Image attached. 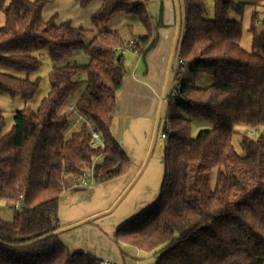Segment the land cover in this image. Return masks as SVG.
<instances>
[{"label":"trees","instance_id":"obj_1","mask_svg":"<svg viewBox=\"0 0 264 264\" xmlns=\"http://www.w3.org/2000/svg\"><path fill=\"white\" fill-rule=\"evenodd\" d=\"M78 1L87 7L94 0ZM49 2L0 0V95L31 99L39 89V79L30 78L40 69L37 52L47 50L52 62L38 108L17 110L7 132L0 108V201L13 211L11 220L0 218V264H101L61 240L60 196L77 188L93 163L97 183L128 172L131 160L112 132L124 52L147 56L158 40L146 0H101L93 29L58 23L56 14L45 19ZM183 4L178 65L188 66L193 78L176 77L171 91L160 192L116 230L114 240L154 253L155 264H264V27L257 30L254 14L247 51L240 44L241 22L229 17L230 8L242 4L215 0L213 18L203 15L204 0ZM123 12L139 18L144 35L130 26L126 41L107 27ZM81 54L86 63L79 62ZM209 72L212 82L199 86ZM77 97V110L98 129L104 148L89 144L86 124L65 135L73 118L64 107ZM192 118L211 126L193 136ZM215 167L214 186L204 193L202 177ZM122 253L132 262L134 256Z\"/></svg>","mask_w":264,"mask_h":264},{"label":"rangeland","instance_id":"obj_2","mask_svg":"<svg viewBox=\"0 0 264 264\" xmlns=\"http://www.w3.org/2000/svg\"><path fill=\"white\" fill-rule=\"evenodd\" d=\"M204 1L205 8L203 11V15L205 17L213 18L215 14V0ZM232 1L239 5L242 4V6L241 8L231 7L229 10V17L241 22L242 36L240 44L245 50L251 51L253 38V32L251 30V27L253 24L254 14H256L255 25L257 30L260 31L264 27L262 24L264 20V0ZM173 2L175 4L177 3L176 0H173ZM146 4L147 9L151 15L153 28L156 31V29H159V15H164V12L165 14H167V6L168 4L171 5V0H146ZM184 12L185 11L183 5H180V7H178L177 4L175 5L176 24L173 25L175 28L174 43L176 42V37H178V35H182L184 30ZM66 19L67 18H63L61 12L57 13L56 21L58 23L63 22ZM130 26L133 27V33L135 35H144L146 32L139 18L135 14L131 13L123 12L116 14L107 25V27L111 30H118L126 41H130L132 39ZM36 55L38 56L40 61V69L30 75V78L33 80L36 78L39 79V89L34 95V97L26 101L20 96L11 97L8 94L0 95V108L5 119V125L3 128L4 132L9 131L12 125L14 124V115L17 110L26 107H30L33 109L38 108L41 101L48 93L50 87L49 73L52 69V62L50 60L47 50L37 52ZM124 56L127 59V62L125 63V69L130 72L134 65L133 62L130 63L132 60L130 59V50H125ZM77 58L81 63H86L88 61V58L84 54L79 55ZM178 67V61H176V58H174L173 69L169 71L168 66L165 82L161 90V95H164L168 99V102L163 103L161 107L160 118H158L160 105L162 104V99L164 96L161 98L157 107L155 125L153 127V131L151 133L150 138H148V141L146 142V135L144 134V131H147L146 128L149 127L148 122H145L147 120L146 118L140 119V121L136 123V127H133V133L130 136L129 141V143H132L134 147V150H131V153H133V160L130 157L129 153L125 151L131 160V164L133 162L137 165L136 158L138 159L139 156L143 155L141 149L143 148V145H145V142L148 144V148L146 153L143 155L142 165L136 172L130 184H128V186L122 191V193L116 196L112 204H109V201L111 199L113 200L114 196L110 197L106 193L107 191H109V188L111 187L112 183H107L105 186L102 187L100 183L94 181L91 169H87V173L83 176V178L87 179L89 185H86L87 187H83L77 190L79 191V195L81 197L90 195L94 196L92 200L87 198L86 201L88 200V202L82 205L81 207H87L88 209H90L91 207L92 209L98 208V212L92 214V216L90 217V219L92 220L91 222H95L97 224H100V222H102V227L106 229L108 233L112 234V231L117 230L125 223L131 221L135 216L138 215H135L137 211L141 210L142 207H145L148 204L152 205L158 198L164 175V153L165 148L168 145L167 140L161 138V133L165 130L164 122L165 117L169 112L168 104L169 102H171L170 95L173 88L172 85L177 82L176 77L179 80L193 78V74L189 70L188 66L185 65L179 68ZM169 72L170 78L167 82ZM82 75L83 74H80L79 77H82ZM212 79L213 74L209 72L204 74V77L201 80L197 81V84L199 86H207L212 82ZM165 88L166 90H164ZM210 126V123L205 122L202 119L192 118V135L195 136L200 129L208 128ZM124 137L128 138L127 135H125ZM238 139L239 136H235L234 142L237 143ZM125 148L129 149V146L126 145ZM217 171L218 167H215L212 172H210L209 174H204V176L202 177L201 184L204 193H208L214 186ZM102 189L104 190L100 192ZM147 201L150 202L147 204ZM3 210H9L10 212H13L11 206L7 202L0 201V213H2ZM131 260L132 264H155L157 260V255L152 252L138 250L137 255L131 258Z\"/></svg>","mask_w":264,"mask_h":264},{"label":"crops","instance_id":"obj_3","mask_svg":"<svg viewBox=\"0 0 264 264\" xmlns=\"http://www.w3.org/2000/svg\"><path fill=\"white\" fill-rule=\"evenodd\" d=\"M176 2L178 7H180V5L184 6L183 0H176ZM176 4L171 0V5L168 4L167 6V14L164 12V15H159V29H156V31L154 30V36H156L158 40L155 48L147 56H144L142 53L130 51V59H132L130 63L133 62L134 65L130 72L126 70L122 87L117 92L116 114L112 123V132L121 147L129 153L132 160L133 153H131V150H134V147L129 141L133 133V127H136V123L139 122L140 119H147L145 122H148L149 127L146 128L147 131H144L147 142L155 125L158 104L164 96L161 95V90L165 82L168 66L170 71L174 58H176V61L179 59L178 47L182 35H178L174 43L175 28L173 25L176 24ZM100 6L101 0H94L87 7H82L78 0H50L44 8L43 16L45 19H49L53 15H57V13L61 12L63 18L71 20L74 26L93 29L92 16L97 12ZM3 23L4 17L1 14L0 26ZM126 62L127 59L125 57V63ZM169 78L170 72L168 73L167 82ZM173 86L174 85H172V87ZM164 90H166V88ZM125 135H127L128 138L124 137ZM146 142L141 149L143 155L148 148ZM126 145L129 146V149L125 148ZM143 155L139 156L138 159L136 158L137 165L132 162L127 173L100 183L102 187L107 183H112L109 191L106 193L110 197L114 196V199H111L109 204H112L116 196L122 193L128 184H130L142 165ZM83 187L87 186H83L80 183L79 187L66 190L60 196L58 215L60 227L63 229L60 233L61 240L69 250L73 252H89L99 258L109 259L115 264H132L122 251L129 256H135L138 250L127 245L116 243L113 237L116 232L115 229H113L115 231H112L111 234L102 227V222H100L101 225L91 222L92 220L90 217L92 214L98 212V208L92 209L91 207L88 209L87 207H81L88 202V200L86 201L87 198L92 200L94 197L92 195L81 197L77 190ZM103 190L104 189L100 192ZM149 202L150 201H147V204ZM149 206L150 204L142 207L135 215L141 213ZM2 213H0V218L4 220L9 221L13 217V212L9 210H3Z\"/></svg>","mask_w":264,"mask_h":264},{"label":"built area","instance_id":"obj_4","mask_svg":"<svg viewBox=\"0 0 264 264\" xmlns=\"http://www.w3.org/2000/svg\"><path fill=\"white\" fill-rule=\"evenodd\" d=\"M182 60L181 59H178V63H181ZM79 97H77L74 101H70L68 102L65 107H64V112L68 115V116H71L73 118L72 120V123H71V126L70 128L65 132V135H68L70 134V132L74 129H77L81 124H86L88 126V128L90 129V132H91V136H90V141H89V144L93 147H96V146H101L104 148V142L101 138V134L100 132L98 131V129L93 125V123L87 119L82 113H80L78 110H77V107H76V101L78 100ZM162 103H167V99L166 97L164 96L163 99H162ZM165 130L161 133V138L162 139H168L170 137V134H171V122L170 120L167 118V116L165 117ZM249 133H254V130H250ZM93 170H94V163L91 167V173L93 175ZM81 185L83 186H86V185H89L88 181L86 178H83L81 180ZM22 195L19 196V200L18 202L16 203L15 207L17 209H20L21 207V203H20V200L22 199ZM100 263L101 264H115L114 262H112L111 260L109 259H105V258H101L100 259Z\"/></svg>","mask_w":264,"mask_h":264},{"label":"water","instance_id":"obj_5","mask_svg":"<svg viewBox=\"0 0 264 264\" xmlns=\"http://www.w3.org/2000/svg\"><path fill=\"white\" fill-rule=\"evenodd\" d=\"M161 107H162V104H161V106H160V110H159V116H158V118H160ZM158 121H159V120H158Z\"/></svg>","mask_w":264,"mask_h":264}]
</instances>
